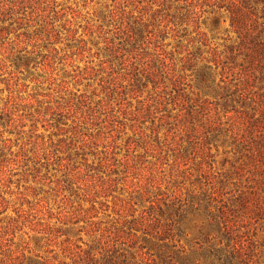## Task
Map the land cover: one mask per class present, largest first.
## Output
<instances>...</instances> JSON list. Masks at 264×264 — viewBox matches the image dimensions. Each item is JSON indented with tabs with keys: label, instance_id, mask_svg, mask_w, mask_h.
Here are the masks:
<instances>
[{
	"label": "rangeland",
	"instance_id": "rangeland-1",
	"mask_svg": "<svg viewBox=\"0 0 264 264\" xmlns=\"http://www.w3.org/2000/svg\"><path fill=\"white\" fill-rule=\"evenodd\" d=\"M210 11L208 0H0V264L70 261L66 248L98 245L150 198L204 186L191 116L211 97L188 58L224 43ZM211 147L213 173L226 172V149Z\"/></svg>",
	"mask_w": 264,
	"mask_h": 264
},
{
	"label": "trees",
	"instance_id": "trees-1",
	"mask_svg": "<svg viewBox=\"0 0 264 264\" xmlns=\"http://www.w3.org/2000/svg\"><path fill=\"white\" fill-rule=\"evenodd\" d=\"M208 4L210 31L227 36L211 56L188 58L196 85L211 97L191 116L202 126L193 141L204 186L150 198L140 216L104 227L98 245L66 248L70 261L36 254L12 257L13 264H264V0ZM211 145L231 158L219 175Z\"/></svg>",
	"mask_w": 264,
	"mask_h": 264
}]
</instances>
